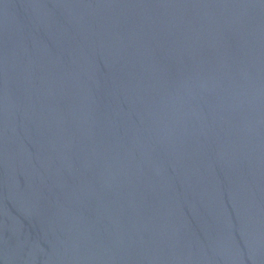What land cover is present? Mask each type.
Masks as SVG:
<instances>
[{"label": "water", "instance_id": "obj_1", "mask_svg": "<svg viewBox=\"0 0 264 264\" xmlns=\"http://www.w3.org/2000/svg\"><path fill=\"white\" fill-rule=\"evenodd\" d=\"M0 264H264V0H0Z\"/></svg>", "mask_w": 264, "mask_h": 264}]
</instances>
